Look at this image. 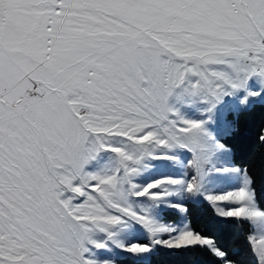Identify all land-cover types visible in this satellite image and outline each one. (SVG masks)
Returning <instances> with one entry per match:
<instances>
[{"label":"snow or ice","instance_id":"1","mask_svg":"<svg viewBox=\"0 0 264 264\" xmlns=\"http://www.w3.org/2000/svg\"><path fill=\"white\" fill-rule=\"evenodd\" d=\"M242 225L264 264V0H0V264H249Z\"/></svg>","mask_w":264,"mask_h":264},{"label":"trees","instance_id":"2","mask_svg":"<svg viewBox=\"0 0 264 264\" xmlns=\"http://www.w3.org/2000/svg\"><path fill=\"white\" fill-rule=\"evenodd\" d=\"M236 152L238 162L252 163L256 168L257 173L260 171V159H259V145H254L247 138V136L237 137L233 140L232 145ZM247 225L237 226L233 232L232 246L238 250V259L248 261L249 264L253 260V256L249 252L248 246L244 241V235ZM176 261L182 262V264H211V258L206 255L193 256L187 255L184 257L173 258Z\"/></svg>","mask_w":264,"mask_h":264},{"label":"rangeland","instance_id":"3","mask_svg":"<svg viewBox=\"0 0 264 264\" xmlns=\"http://www.w3.org/2000/svg\"><path fill=\"white\" fill-rule=\"evenodd\" d=\"M251 234L257 237V241L261 238L259 233H251Z\"/></svg>","mask_w":264,"mask_h":264}]
</instances>
